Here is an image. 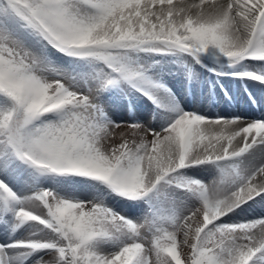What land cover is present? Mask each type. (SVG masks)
<instances>
[{"label":"snow or ice","instance_id":"6c2138e0","mask_svg":"<svg viewBox=\"0 0 264 264\" xmlns=\"http://www.w3.org/2000/svg\"><path fill=\"white\" fill-rule=\"evenodd\" d=\"M0 264H264V0H0Z\"/></svg>","mask_w":264,"mask_h":264},{"label":"bare ground","instance_id":"6f19581e","mask_svg":"<svg viewBox=\"0 0 264 264\" xmlns=\"http://www.w3.org/2000/svg\"><path fill=\"white\" fill-rule=\"evenodd\" d=\"M106 106L109 107L110 113L114 114L115 118H118V119H126L127 118V113L125 111V108L119 102H112L110 104H108L106 102ZM143 110H144L143 106H141L140 111L143 112ZM214 111H220V109H215ZM227 111H232V108L231 107L227 108ZM256 115H259V112H257ZM258 213H259V206H257V213L256 214H258Z\"/></svg>","mask_w":264,"mask_h":264}]
</instances>
